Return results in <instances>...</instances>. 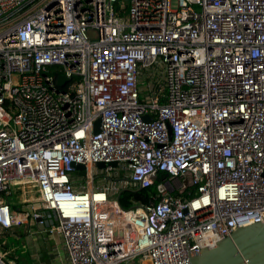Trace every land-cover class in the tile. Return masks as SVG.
<instances>
[{
    "label": "built area",
    "instance_id": "built-area-1",
    "mask_svg": "<svg viewBox=\"0 0 264 264\" xmlns=\"http://www.w3.org/2000/svg\"><path fill=\"white\" fill-rule=\"evenodd\" d=\"M26 218L65 264H190L263 224L264 0H0V237Z\"/></svg>",
    "mask_w": 264,
    "mask_h": 264
},
{
    "label": "water",
    "instance_id": "water-1",
    "mask_svg": "<svg viewBox=\"0 0 264 264\" xmlns=\"http://www.w3.org/2000/svg\"><path fill=\"white\" fill-rule=\"evenodd\" d=\"M64 82L65 78L59 79V84ZM99 124L100 121L95 123V134L99 133ZM111 165L115 166V163ZM97 167L103 169L105 165L99 163ZM83 169L82 165L76 166V170L82 176ZM190 264H264V223L236 230L229 238L220 241L215 248L202 250L191 259Z\"/></svg>",
    "mask_w": 264,
    "mask_h": 264
},
{
    "label": "rangeland",
    "instance_id": "rangeland-1",
    "mask_svg": "<svg viewBox=\"0 0 264 264\" xmlns=\"http://www.w3.org/2000/svg\"><path fill=\"white\" fill-rule=\"evenodd\" d=\"M19 193V187L17 186L13 189L15 201L20 199H34L33 188H26L24 193L18 197L16 194ZM30 206L32 205H23L21 207L27 215ZM42 229L41 226L36 225L29 218H26L24 224L19 227H14L0 237V248L1 250L11 252V258H15L18 261L37 256L39 264H51V256L54 257L56 254H59L61 257L63 256L61 241L58 239H47L46 235H41Z\"/></svg>",
    "mask_w": 264,
    "mask_h": 264
},
{
    "label": "trees",
    "instance_id": "trees-1",
    "mask_svg": "<svg viewBox=\"0 0 264 264\" xmlns=\"http://www.w3.org/2000/svg\"><path fill=\"white\" fill-rule=\"evenodd\" d=\"M34 192V198L37 197V193ZM18 197L21 195L16 194ZM155 195V188L150 187L148 189H143V190H135V189H124L119 198H118V203L122 209H129L133 203H142V202H147L149 199H151ZM19 201V200H18ZM13 198L12 203L16 204L17 202Z\"/></svg>",
    "mask_w": 264,
    "mask_h": 264
},
{
    "label": "crops",
    "instance_id": "crops-1",
    "mask_svg": "<svg viewBox=\"0 0 264 264\" xmlns=\"http://www.w3.org/2000/svg\"><path fill=\"white\" fill-rule=\"evenodd\" d=\"M14 198V197H13ZM13 201V199L11 200V202ZM57 255H59V254H56L54 257L53 256H51L52 257V259H51V261H50V263L51 264H65V263H63V259H64V255L61 257L60 255H59V257H57ZM37 256L36 257H31V258H29V259H25V260H21V261H19V262H21V264H32V261H34V260H37ZM59 259H61L62 260V263L59 261ZM43 264V263H42ZM45 264V263H44Z\"/></svg>",
    "mask_w": 264,
    "mask_h": 264
}]
</instances>
